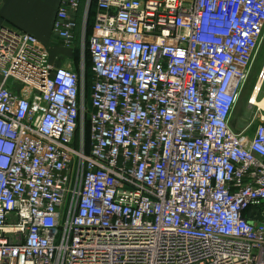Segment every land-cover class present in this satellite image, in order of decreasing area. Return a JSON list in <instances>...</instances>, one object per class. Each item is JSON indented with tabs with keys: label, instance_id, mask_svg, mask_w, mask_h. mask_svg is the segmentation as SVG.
<instances>
[{
	"label": "built area",
	"instance_id": "2783aa9c",
	"mask_svg": "<svg viewBox=\"0 0 264 264\" xmlns=\"http://www.w3.org/2000/svg\"><path fill=\"white\" fill-rule=\"evenodd\" d=\"M78 6L53 24L69 47ZM96 9L90 86L0 27V264H264V114L231 126L264 0Z\"/></svg>",
	"mask_w": 264,
	"mask_h": 264
},
{
	"label": "crops",
	"instance_id": "0c3cea01",
	"mask_svg": "<svg viewBox=\"0 0 264 264\" xmlns=\"http://www.w3.org/2000/svg\"><path fill=\"white\" fill-rule=\"evenodd\" d=\"M79 0L72 15L76 20L75 42L83 35L85 21L90 13L96 15V0ZM62 0H0V27L9 26L35 35L50 52L51 61L65 65L71 53L53 29ZM74 42V44H75ZM72 47V46H70Z\"/></svg>",
	"mask_w": 264,
	"mask_h": 264
},
{
	"label": "rangeland",
	"instance_id": "374dc122",
	"mask_svg": "<svg viewBox=\"0 0 264 264\" xmlns=\"http://www.w3.org/2000/svg\"><path fill=\"white\" fill-rule=\"evenodd\" d=\"M88 45V36L79 35L77 42H75L72 47L66 46V48H69L70 52H72L70 57L67 59L69 60L67 66H71L75 70L79 69L82 63H84L87 67L90 66L87 53ZM261 72H264V37L258 48L255 60L232 115L231 126L237 132H242L244 130L253 132L261 123L260 116L264 114V105H260L257 102H254V100V104L250 103V99L254 98V87L258 83L259 74ZM263 98L264 84L262 85L261 93L258 96V101H262Z\"/></svg>",
	"mask_w": 264,
	"mask_h": 264
},
{
	"label": "trees",
	"instance_id": "16d2710c",
	"mask_svg": "<svg viewBox=\"0 0 264 264\" xmlns=\"http://www.w3.org/2000/svg\"><path fill=\"white\" fill-rule=\"evenodd\" d=\"M93 4H95V1L93 0ZM92 13H90V16H89V20H88V24H87V31H86V35L88 36L89 38V35L91 33V30H92V24H93V16H91ZM87 53H88V61L90 62V66H86V85L87 86H90L91 82H92V78H93V71H92V60H91V56H90V53H89V49H87Z\"/></svg>",
	"mask_w": 264,
	"mask_h": 264
},
{
	"label": "bare ground",
	"instance_id": "6f19581e",
	"mask_svg": "<svg viewBox=\"0 0 264 264\" xmlns=\"http://www.w3.org/2000/svg\"><path fill=\"white\" fill-rule=\"evenodd\" d=\"M260 86V83L258 84V87ZM253 96H254V98H253V100H254V102H257L258 104H260V105H264V98H263V100L262 101H258V98H257V96H258V92H254L253 93ZM264 107V106H263Z\"/></svg>",
	"mask_w": 264,
	"mask_h": 264
}]
</instances>
